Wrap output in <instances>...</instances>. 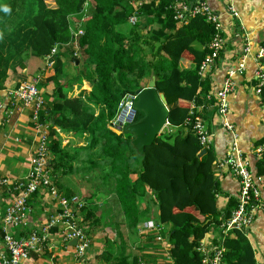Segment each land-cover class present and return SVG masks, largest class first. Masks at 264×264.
I'll return each instance as SVG.
<instances>
[{
    "label": "trees",
    "instance_id": "16d2710c",
    "mask_svg": "<svg viewBox=\"0 0 264 264\" xmlns=\"http://www.w3.org/2000/svg\"><path fill=\"white\" fill-rule=\"evenodd\" d=\"M132 1L0 0V90L27 65L29 56L45 58L58 45L54 73L46 79L54 89L40 119L51 127L49 169L55 183L70 197V187L62 180L78 174L86 187L83 219L94 228L106 220L104 224L117 233L115 240L106 238L97 264L144 263L136 246L141 241L139 224L145 220L163 226L173 264H204L198 246L213 229L218 246L224 247L223 264H257L245 229L235 226L223 233L221 224L230 218L238 199L220 208L217 156L212 148L201 154L191 122L195 114L211 120L210 110L217 108L212 76L198 75L214 28L201 15L179 25L170 7L173 0H152L142 11L155 25L145 34L139 25L126 32ZM73 27L84 31L76 42ZM76 46L79 54L74 56ZM186 52L191 68L181 63ZM63 58L72 64L79 60L75 74L64 75ZM152 74L157 90L168 100L169 123L140 156L127 125L116 129L111 121L124 96L144 87ZM84 80L88 87L69 95ZM198 107L202 112L193 115ZM142 116L137 111L133 122ZM62 135L75 136L83 144H73L69 137L64 143ZM256 174L264 178V153Z\"/></svg>",
    "mask_w": 264,
    "mask_h": 264
},
{
    "label": "crops",
    "instance_id": "0c3cea01",
    "mask_svg": "<svg viewBox=\"0 0 264 264\" xmlns=\"http://www.w3.org/2000/svg\"><path fill=\"white\" fill-rule=\"evenodd\" d=\"M147 0L145 3L150 2ZM159 0H155L158 3ZM204 1L208 3L213 10L220 14L224 25L226 35V45L221 57L217 61L213 70L209 73L212 76L213 93L220 90L227 79L230 70H238L243 61L245 68L242 73H236L233 76V90L228 96L229 112L227 119L237 126L239 132V147L248 157L255 182L261 191V201L264 203V178L259 179L256 176L257 161L259 156L254 152L255 148L264 142V99L261 94L255 90L256 71L258 62L256 52L260 44H264V0H192ZM232 5L239 13V18L234 19L228 6ZM77 17H73L75 20ZM179 25L182 24L178 22ZM140 32L145 34L148 29L153 27V17L141 11L139 17ZM137 24V25H138ZM145 28L142 29V27ZM248 46L249 52L245 54L244 48ZM29 56L27 65L20 67L6 83V87L0 90V177H12L13 179L23 178L31 170V160L37 147L36 131L33 129V123L30 115V108L14 96L13 91L21 82L32 80L36 74H40L39 91L47 103L51 98L54 89L53 82H47V77L51 76L54 69L47 68L46 58ZM78 60V59H77ZM72 64L69 59L63 58L65 64L64 75L71 76L75 74L76 66L79 60ZM182 66L191 68V55L186 52L181 60ZM148 82V81H147ZM86 81L83 84L76 83L69 95H76L81 89L87 88ZM182 104H187L182 102ZM211 111V120L204 118L210 129L213 138L211 148L214 150L217 159L222 158L228 151L232 142L231 135L222 126V117L218 114V109ZM197 112H202L201 108H196ZM206 116V115H205ZM47 124V123H46ZM50 126L49 124H47ZM51 129V127H50ZM70 139L73 144L82 145V140L75 136L62 135ZM68 139V140H69ZM67 141V140H66ZM215 174L220 180L222 192L218 194V203L220 208L224 209L231 198L238 199L240 194V183L232 171L224 169L222 174L218 172L215 166ZM70 187L72 194L74 191L86 190L82 178L74 173L67 175L62 180ZM57 185V183H56ZM61 194L64 189L57 185ZM64 195V194H63ZM75 195V194H73ZM71 195V196H73ZM66 196V195H65ZM12 199V194L2 191L0 202L3 207ZM58 200L52 197L47 191H40L30 200V213L27 218L19 224L12 226L16 235L28 234L37 227L43 225L58 208ZM256 208V215L253 223L248 230V238L253 246L257 264H264V207ZM85 207V206H84ZM86 210L82 207L78 211L80 224L85 230L89 231L90 246L84 256L83 264H97L98 256L104 251L106 238L117 239L116 233L111 231L104 232L100 227H91L90 221L83 219ZM149 220L140 222L139 231L141 241L137 248L149 260L150 264H163L166 256L170 259L169 243L164 242L163 227L160 230H152L147 227ZM57 229V230H56ZM51 234L49 245L40 252H32L30 257L23 264H76L75 250L71 246H65L61 239L59 228L56 227ZM93 231L95 232L93 234ZM88 233V232H87ZM111 234L113 236H111ZM145 237V235H149ZM219 238L217 230L213 229L202 240L204 246H216ZM3 240L0 237V244ZM166 254H164V253ZM145 260V261H146ZM152 261V262H151Z\"/></svg>",
    "mask_w": 264,
    "mask_h": 264
},
{
    "label": "built area",
    "instance_id": "2783aa9c",
    "mask_svg": "<svg viewBox=\"0 0 264 264\" xmlns=\"http://www.w3.org/2000/svg\"><path fill=\"white\" fill-rule=\"evenodd\" d=\"M147 0H133L131 2L132 12L128 17V22L136 26L139 22L142 6ZM149 1V0H148ZM152 1V0H151ZM155 1V0H154ZM175 11V19L178 22H186L190 17L201 15L214 28V34L208 45L209 53L202 61L198 75L201 77L209 74L215 67L217 61L222 55L226 45V35L224 25L220 14L204 1L192 0H173L171 6ZM230 15L237 19L239 13L234 6H228ZM78 25V23H75ZM72 36L75 42L83 34V27L75 29L71 28ZM58 50L56 45L51 53L46 56L47 68L54 66V56ZM245 54L249 52V47L244 48ZM79 54L78 47L74 48V56ZM256 60L258 69L256 71L255 90L258 94L264 92V44H260L256 52ZM245 64L242 61L238 70H230L223 87L217 92L212 93L215 96V106L218 114L222 117V126L232 137V142L226 154L217 159L216 169L220 174L224 169L230 170L238 178L240 183V194L236 208L232 211L230 218L223 222L224 235L233 227L237 226L247 231L253 223L256 215V208L264 203L261 201V191L255 182L252 173L251 163L248 157L239 147V132L237 126L227 119L229 112L228 96L233 90V76L236 73H242ZM39 78L21 82L13 91L15 97L20 99L26 107L30 108L33 129L36 131L37 147L31 160V170L27 176L19 179L12 177H0V194L2 191L12 194V199L3 207L0 202V230L2 231V244H0V264H23L32 252H40L49 245L52 228H59L62 242L65 246H71L75 250L76 264H83V259L88 247L90 246V238L84 227L80 224L78 211L84 206V201L76 195L66 197L61 194L53 178V174L49 169L52 158L50 151L51 133L50 126L40 119V113L44 108L45 101L39 91ZM263 96V95H262ZM210 98V97H209ZM138 99V94L128 93L119 104L118 115L111 121L113 128L120 129L133 122L136 115L134 103ZM264 99V98H263ZM194 115L196 108L191 111ZM193 131L196 134L200 148H211L213 132L206 123L205 119L195 114L191 119ZM55 137V136H54ZM63 138V142H66ZM257 156L264 153V142L259 144L255 150ZM262 179V177H258ZM40 191H47L52 197L58 200V208L56 212L43 225L37 227L33 231L24 235H16L12 226L19 224L27 218L30 213V200ZM147 227L156 229L157 224L149 220ZM72 238L77 239L75 245H71L69 241ZM219 238V237H218ZM198 250L203 254L204 264H223L224 247L204 246V242L200 243ZM144 264V263H142Z\"/></svg>",
    "mask_w": 264,
    "mask_h": 264
},
{
    "label": "water",
    "instance_id": "95a60500",
    "mask_svg": "<svg viewBox=\"0 0 264 264\" xmlns=\"http://www.w3.org/2000/svg\"><path fill=\"white\" fill-rule=\"evenodd\" d=\"M160 45L161 41L156 42L155 49ZM137 94L138 99L134 103V109L142 111L143 116L138 121L127 124L126 129L133 134L131 145L138 155L143 156L145 147L150 145L169 123V108L166 95L156 88V76L154 74L150 76L144 87L137 90ZM205 152L206 149H202L201 154ZM69 243L75 245L77 239L72 238Z\"/></svg>",
    "mask_w": 264,
    "mask_h": 264
},
{
    "label": "rangeland",
    "instance_id": "374dc122",
    "mask_svg": "<svg viewBox=\"0 0 264 264\" xmlns=\"http://www.w3.org/2000/svg\"><path fill=\"white\" fill-rule=\"evenodd\" d=\"M49 2H50V0H49ZM51 3V2H50ZM52 4V3H51ZM130 24V23H129ZM128 23H126V25L124 26V30L126 31V32H128L129 31V29H130V27H131V24L129 25ZM139 25V24H138ZM37 60H39V58H37ZM47 66V65H46ZM54 72V71H53ZM76 72V71H75ZM36 77H38V78H40V74H36ZM147 81L148 80H145V84L144 85H146V83H147ZM39 85V84H38ZM85 187V186H84ZM73 194H75L76 196H78L79 198H81L84 202H85V198L83 197V195L85 194L86 195V193H85V191L83 192V190H78V191H73L72 192V194H70V195H73ZM71 197V196H70ZM106 222V220H103L102 221V224H100L99 225V227H100V229L101 230H103L104 232H106L107 233V231L109 232V231H111L112 232V230H113V232H115L116 233V231L112 228V226H110L109 224H104ZM109 222V221H108ZM157 224V223H156ZM163 226L162 225H159V224H157V228L156 229H152V230H160V228H162ZM164 230V229H163ZM165 235V233H163L162 234V236H164ZM111 236H113L112 234H111ZM116 236H117V233H116ZM164 242L166 243V241H167V237L166 236H164ZM115 240V239H114ZM137 247V246H136ZM207 247H209V246H207ZM140 249V248H139ZM164 253V252H163ZM164 254H166V253H164ZM152 262V261H151ZM163 262V264H172L171 263V261H170V259L168 258V256H166V259H164V261H162ZM144 264H150V262H149V260H146V261H144ZM154 264H156L155 262H154Z\"/></svg>",
    "mask_w": 264,
    "mask_h": 264
},
{
    "label": "clouds",
    "instance_id": "9594fccd",
    "mask_svg": "<svg viewBox=\"0 0 264 264\" xmlns=\"http://www.w3.org/2000/svg\"><path fill=\"white\" fill-rule=\"evenodd\" d=\"M4 10H5V11H8V9H7V8H5Z\"/></svg>",
    "mask_w": 264,
    "mask_h": 264
}]
</instances>
